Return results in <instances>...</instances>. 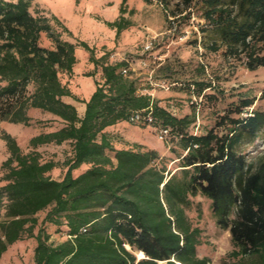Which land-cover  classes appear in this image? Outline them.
Returning a JSON list of instances; mask_svg holds the SVG:
<instances>
[{
    "label": "trees",
    "instance_id": "obj_1",
    "mask_svg": "<svg viewBox=\"0 0 264 264\" xmlns=\"http://www.w3.org/2000/svg\"><path fill=\"white\" fill-rule=\"evenodd\" d=\"M203 1L204 17L228 52L236 53L240 45L247 50L248 69L264 66V0H229L233 9L223 0ZM31 2L0 0V97H20L4 117L29 125L30 107L55 115L63 125L32 136L29 144L69 142L71 152L64 162L41 161L39 152L23 153L15 138L3 132L10 155L2 162L0 258L16 241L34 237V264H211L199 254L202 229L190 213L202 217L201 196L215 225L230 232L229 259L219 264H264V160L246 162L235 148L245 134L255 137L264 128V110L230 118L225 134L212 128L188 133L194 116L177 117L151 94L139 92L135 80L121 73L126 62L99 63L84 41L78 44L91 51L95 67L100 64L101 80L94 81L88 98L80 97L59 77L60 72L72 74L76 44L62 39L47 16L33 15ZM124 21L121 15L114 21L119 30ZM41 32L54 42L52 48L39 44ZM29 83L34 88L26 94ZM193 84L199 90L204 86ZM64 97L84 103L83 113ZM253 102L244 99L242 107ZM150 107L152 123L129 120L133 111ZM120 121L156 130L170 127L185 151L180 162L168 168L156 162V150L140 143L116 146L119 137L111 127ZM60 167L62 175L54 177ZM41 211L45 214L34 231ZM47 224L66 238L52 242ZM142 252L144 257L137 259Z\"/></svg>",
    "mask_w": 264,
    "mask_h": 264
},
{
    "label": "rangeland",
    "instance_id": "obj_2",
    "mask_svg": "<svg viewBox=\"0 0 264 264\" xmlns=\"http://www.w3.org/2000/svg\"><path fill=\"white\" fill-rule=\"evenodd\" d=\"M228 2L223 0L227 8H232ZM121 5L122 0H32L30 12L47 16L62 39L76 44L78 60L72 74L59 73L61 81L68 83L75 94L88 98L94 81L101 80L100 64L95 67L89 60L91 51L78 44L84 41L99 63L126 62V75L135 80L139 92H152L158 104L177 117L194 116L188 133L202 134L212 128L219 135L225 134L231 126L230 118H242L255 110H264V66L248 69L247 50L240 45L236 53L228 52L216 27L204 17L207 6L203 0H126L123 13L120 12ZM55 15L69 31L63 30L61 23L53 19ZM120 15L126 25L119 30L114 21ZM39 44L47 48L54 46L45 32H41ZM259 46L260 43L256 49ZM260 53L264 54V50ZM89 72L94 74L87 75ZM194 82H202L203 88L199 90ZM33 88L29 83L26 94ZM18 96L0 97V186L5 182L6 171L2 162L10 155L3 132L15 138L23 153L39 152L41 161L64 162L71 152L69 142L36 147L29 144L32 136L58 129L63 122L55 115L33 107L27 109L31 118L29 125L10 122L4 116L10 106L19 102ZM249 98H254L253 104L242 107V101ZM64 99L73 102L80 115L83 113L84 103L71 97ZM128 123L120 121L112 127L120 138L114 140L116 146L143 142L149 137L158 138L153 125L130 123L131 127ZM178 140V135L170 134L160 145V157L156 162H166L168 168H174L180 162L179 156L185 153L178 146ZM235 148L244 155L246 162L257 164L264 160V128L255 137L245 134ZM62 173L61 167L52 172L54 177H60ZM198 198L204 202L202 217L198 219L194 210L190 212L202 229L198 251L200 255L208 256L211 264H219L221 260L229 259L232 250L230 232L215 225L207 202L201 196ZM44 214L45 211L37 214L38 224L34 231ZM47 230L52 242L66 238L64 232L56 231L53 225L47 224ZM35 244L34 237L16 241L3 253L0 264H34Z\"/></svg>",
    "mask_w": 264,
    "mask_h": 264
},
{
    "label": "built area",
    "instance_id": "obj_3",
    "mask_svg": "<svg viewBox=\"0 0 264 264\" xmlns=\"http://www.w3.org/2000/svg\"><path fill=\"white\" fill-rule=\"evenodd\" d=\"M121 73L126 75L128 73L127 67H123ZM131 122H145L152 123L153 115L151 107L148 110H136L133 111L129 117ZM170 127L168 126H157V137L162 141H167L170 136ZM196 134V132H194Z\"/></svg>",
    "mask_w": 264,
    "mask_h": 264
},
{
    "label": "crops",
    "instance_id": "obj_4",
    "mask_svg": "<svg viewBox=\"0 0 264 264\" xmlns=\"http://www.w3.org/2000/svg\"><path fill=\"white\" fill-rule=\"evenodd\" d=\"M56 16V15H55ZM66 26V25H65ZM93 89H94V87H93ZM92 89V90H93ZM92 92V91H91ZM90 92V93H91ZM145 93H148V94H151L152 95V92H150V91H147V92H145ZM153 97V96H152ZM68 102H71V101H68ZM71 103H73V102H71ZM74 104V103H73ZM75 105V104H74ZM128 125L129 126H131L132 127V125H130V123H128ZM112 127H114V126H112ZM111 127V129L113 130V128ZM150 128V127H149ZM147 140V141H146ZM162 142L163 141H161V140H159L158 138H151V137H149V138H147V139H145V141H143V142H141V141H137V143H140V144H142V145H144L146 148H151V149H154V150H156L157 151V153H158V151L160 152V145L162 144ZM123 146V145H122Z\"/></svg>",
    "mask_w": 264,
    "mask_h": 264
},
{
    "label": "water",
    "instance_id": "obj_5",
    "mask_svg": "<svg viewBox=\"0 0 264 264\" xmlns=\"http://www.w3.org/2000/svg\"><path fill=\"white\" fill-rule=\"evenodd\" d=\"M127 247L129 248V246H127ZM136 256H137V259H140V258L144 257V253L142 252L141 256L136 253Z\"/></svg>",
    "mask_w": 264,
    "mask_h": 264
},
{
    "label": "bare ground",
    "instance_id": "obj_6",
    "mask_svg": "<svg viewBox=\"0 0 264 264\" xmlns=\"http://www.w3.org/2000/svg\"><path fill=\"white\" fill-rule=\"evenodd\" d=\"M138 255H140V256H141V255H142V253H138Z\"/></svg>",
    "mask_w": 264,
    "mask_h": 264
}]
</instances>
